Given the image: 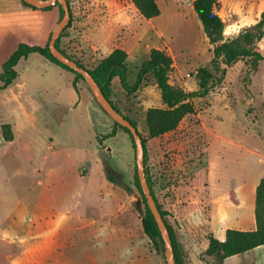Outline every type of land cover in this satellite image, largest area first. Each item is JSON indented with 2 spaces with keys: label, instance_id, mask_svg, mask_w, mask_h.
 Listing matches in <instances>:
<instances>
[{
  "label": "rangeland",
  "instance_id": "rangeland-1",
  "mask_svg": "<svg viewBox=\"0 0 264 264\" xmlns=\"http://www.w3.org/2000/svg\"><path fill=\"white\" fill-rule=\"evenodd\" d=\"M67 1L71 23L61 32L59 47L86 69L120 48L128 55L132 86L149 51L159 49L173 60L169 83L187 92L198 89V68L210 69L212 46L193 0H156L160 15L151 20L130 0ZM216 11L224 36L232 38L260 19L264 0H219ZM16 22L50 25L48 16ZM8 34L0 18V63L17 43L37 45L22 31L6 39ZM256 50L264 55V38ZM15 70L17 78L0 89V264H19L34 247L39 251L32 256L43 264H166L164 246L154 253L144 234V252L124 259L126 245L116 235L81 240V234L63 231L67 221L60 232L54 230L63 215L99 219L121 213L141 231L135 147L84 80L38 54L19 61ZM110 99L145 140V177L168 214L185 264H205L200 257L209 235L219 240L227 229H255V189L264 171V63L256 71L246 60L227 67L220 84L192 101L194 114L153 139L147 136L145 112L163 105L150 77L130 95L114 78ZM5 125L11 141L3 137ZM222 264H264V246Z\"/></svg>",
  "mask_w": 264,
  "mask_h": 264
},
{
  "label": "trees",
  "instance_id": "trees-1",
  "mask_svg": "<svg viewBox=\"0 0 264 264\" xmlns=\"http://www.w3.org/2000/svg\"><path fill=\"white\" fill-rule=\"evenodd\" d=\"M20 2L28 8L38 10L25 4L22 0H20ZM130 2L133 4L139 15L146 20H151L160 15V9L156 0H130ZM191 6L202 25L203 32L209 45L212 46L210 69L199 67L196 72L198 86L196 91L187 92L182 87L169 83V77L174 70L173 60L168 54L159 49H151L149 51L147 59L141 63L138 69L135 83L130 86L127 82L128 70L126 61L128 55L124 50L120 48L112 50L111 53L103 58L95 68L89 70L72 59L59 47L60 35L55 41V47L65 56L74 60L79 67L88 71L99 86L103 95L118 112L119 110L110 99L112 80L118 78L121 88L130 95L139 89L146 77H150L159 90L163 108H148L146 110L145 127L148 138H157L175 131L180 122L186 116L194 114L195 109L192 101L196 98L207 96L211 89L220 84L225 76L227 67L232 66L240 60H246L250 63L251 70L256 71L260 63H264V55L256 50V45L264 38V12L261 13L260 19L255 24L244 27L232 38H226L224 36V22L216 11L219 6V0H193ZM54 8H57L60 20L63 16V10L58 2L43 9V11L52 10ZM70 23L71 21L65 29L69 27ZM49 38L50 35L46 44L43 46L19 43L15 47L9 57L0 66V89H6L13 83L18 76L15 70L16 65L19 61L26 60L32 54H38L43 59L59 65L63 69L73 73L77 79L83 80L81 75L62 65L52 57L48 48ZM120 114L137 129L135 122L122 113ZM114 127L126 132L132 141V136L126 128L119 126L115 122ZM8 128V125L2 127L3 137L6 141H11L12 136L10 132L6 131ZM137 132L142 139L145 157V140L139 133L138 129ZM108 178L112 181L114 180V178L110 176H108ZM146 180L158 211L169 231L173 247L174 262L175 264H185L176 235L167 221L168 214L166 211L162 210L158 204L147 177ZM135 185L140 192L143 203V210L140 212L142 232L152 243L154 253L158 254L163 250V241L141 191L136 170ZM253 212L255 221L254 230L240 231L227 229L223 241H219L212 235H209L208 246L200 257L202 262L205 264H222L223 260L229 257L241 255L253 251L257 247L264 246V171L255 189Z\"/></svg>",
  "mask_w": 264,
  "mask_h": 264
},
{
  "label": "crops",
  "instance_id": "crops-1",
  "mask_svg": "<svg viewBox=\"0 0 264 264\" xmlns=\"http://www.w3.org/2000/svg\"><path fill=\"white\" fill-rule=\"evenodd\" d=\"M49 17L50 25L39 27L34 22L29 23H21L18 24L16 21L21 17H28L31 19L39 18V17ZM0 18L1 22L6 27V31L10 32L6 36L11 37L13 34L16 35L17 32L22 31L27 33L28 38L36 39L37 41L31 44H37L38 46L45 45L50 33L53 30L54 24L58 18V14L55 9L43 11V10H33L24 6L20 0H0ZM22 43V42H21ZM17 43L15 47L18 45ZM27 44V43H26ZM15 47L9 52V54L1 61V64L9 57ZM263 175V174H262ZM107 217V218H106ZM104 218L99 219H89L88 217H80L76 216H61L59 220L55 223L54 230L60 232L62 229L61 223L67 221L70 225L66 226L63 229L64 232L81 234V240L83 239H93L95 235H100V237H107L108 234L116 235L117 239L125 242L126 245V254L124 259H131L143 251L141 246V237H142V228L141 231L137 233L136 225L132 222V217L127 216L125 214H112L106 215ZM102 234H106L105 236H101ZM225 239V235L223 239H219V241H223ZM78 241V239H77ZM78 242H76V245ZM262 247V246H260ZM260 247L256 249L259 250ZM48 246H44V251H48ZM39 249L34 247L33 249H28L20 257L19 264H43L42 261L39 262L32 254L38 252ZM255 250V249H254ZM251 252V251H250ZM7 257H12L10 254ZM233 257V256H232ZM96 264V263H95Z\"/></svg>",
  "mask_w": 264,
  "mask_h": 264
},
{
  "label": "water",
  "instance_id": "water-1",
  "mask_svg": "<svg viewBox=\"0 0 264 264\" xmlns=\"http://www.w3.org/2000/svg\"><path fill=\"white\" fill-rule=\"evenodd\" d=\"M25 4L43 10L53 5L55 2H58L62 7L63 16L58 21L56 27L50 33V38L48 42L49 52L54 59H56L62 65L68 67L73 70L77 74L81 75L85 83L87 84L89 90L91 91L94 99L100 106V108L112 119L116 124L121 127L126 128L131 136L135 147V162H136V171L139 180V184L141 187V191L146 200V204L148 206L149 211L151 212L157 228L160 233V237L163 241L164 246V257L166 264H175L173 258V247L170 238L169 231L160 215L156 203L151 195L146 177L144 172V149L142 139L139 136L137 129L133 127L108 101V99L103 95L99 86L93 79V77L86 71L84 68L78 66V64L65 56L62 52H60L55 47V41L61 34V32L66 28L68 23L70 22V10L68 6L67 0H22Z\"/></svg>",
  "mask_w": 264,
  "mask_h": 264
}]
</instances>
